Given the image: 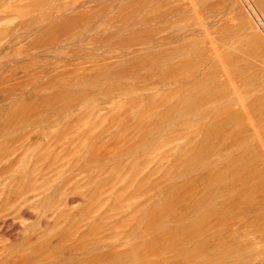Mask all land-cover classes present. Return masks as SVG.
<instances>
[{"label":"rangeland","instance_id":"obj_1","mask_svg":"<svg viewBox=\"0 0 264 264\" xmlns=\"http://www.w3.org/2000/svg\"><path fill=\"white\" fill-rule=\"evenodd\" d=\"M0 264H264V0H0Z\"/></svg>","mask_w":264,"mask_h":264},{"label":"bare ground","instance_id":"obj_2","mask_svg":"<svg viewBox=\"0 0 264 264\" xmlns=\"http://www.w3.org/2000/svg\"><path fill=\"white\" fill-rule=\"evenodd\" d=\"M259 107H261V106H259Z\"/></svg>","mask_w":264,"mask_h":264}]
</instances>
